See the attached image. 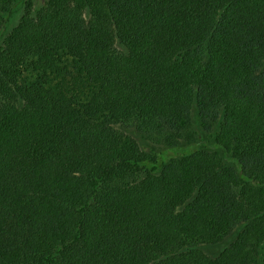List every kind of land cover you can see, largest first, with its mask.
I'll use <instances>...</instances> for the list:
<instances>
[{
  "label": "trees",
  "instance_id": "trees-1",
  "mask_svg": "<svg viewBox=\"0 0 264 264\" xmlns=\"http://www.w3.org/2000/svg\"><path fill=\"white\" fill-rule=\"evenodd\" d=\"M0 264H264V0H0Z\"/></svg>",
  "mask_w": 264,
  "mask_h": 264
},
{
  "label": "rangeland",
  "instance_id": "rangeland-1",
  "mask_svg": "<svg viewBox=\"0 0 264 264\" xmlns=\"http://www.w3.org/2000/svg\"><path fill=\"white\" fill-rule=\"evenodd\" d=\"M35 2L36 5L39 6L42 2H44V0H35ZM21 10L22 6L20 2L13 6V8L11 9V14L9 15L7 20V26L5 27L6 31H10L18 23L22 12Z\"/></svg>",
  "mask_w": 264,
  "mask_h": 264
}]
</instances>
